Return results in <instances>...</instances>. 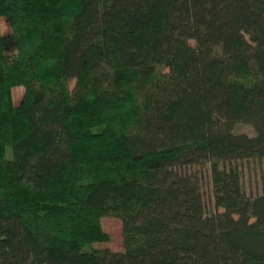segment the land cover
Wrapping results in <instances>:
<instances>
[{
    "label": "trees",
    "instance_id": "16d2710c",
    "mask_svg": "<svg viewBox=\"0 0 264 264\" xmlns=\"http://www.w3.org/2000/svg\"><path fill=\"white\" fill-rule=\"evenodd\" d=\"M250 159L264 0H0V264H264Z\"/></svg>",
    "mask_w": 264,
    "mask_h": 264
},
{
    "label": "rangeland",
    "instance_id": "374dc122",
    "mask_svg": "<svg viewBox=\"0 0 264 264\" xmlns=\"http://www.w3.org/2000/svg\"><path fill=\"white\" fill-rule=\"evenodd\" d=\"M3 31H8L6 23L2 20ZM24 94V88L18 87L14 90V99L16 104H19ZM236 132L247 133L250 135L255 134L253 126L249 123H237L234 126ZM239 166L242 170L241 183L242 188L246 193L255 195L261 191L262 178L264 175V162L250 159L239 162ZM201 169L203 175L202 192L206 202L207 210L214 212L215 207L213 203V187L210 180V172L208 165L203 167H196ZM102 225L104 230L111 236V241L105 243H95L94 247L99 249L109 248L114 251H121L123 249V234L122 223L117 217L106 216L102 218Z\"/></svg>",
    "mask_w": 264,
    "mask_h": 264
}]
</instances>
